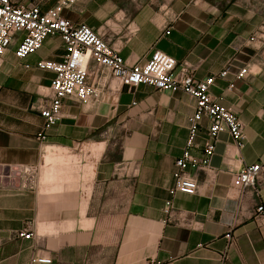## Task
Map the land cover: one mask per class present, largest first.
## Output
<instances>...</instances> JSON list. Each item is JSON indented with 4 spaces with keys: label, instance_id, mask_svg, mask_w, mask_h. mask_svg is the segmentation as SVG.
I'll use <instances>...</instances> for the list:
<instances>
[{
    "label": "crops",
    "instance_id": "crops-1",
    "mask_svg": "<svg viewBox=\"0 0 264 264\" xmlns=\"http://www.w3.org/2000/svg\"><path fill=\"white\" fill-rule=\"evenodd\" d=\"M15 1L60 7L128 62L159 49L191 62L199 79L216 76L211 95L239 115L246 144L239 150L220 133L211 169H188L198 191L177 192L174 221L164 223L195 98L129 88L92 62L98 96L67 99L61 120L41 137L54 72L37 64L66 50L60 36H49L21 60L14 43L0 64V264H264V221L256 216L264 170L245 192L235 181L245 164L264 163V0ZM241 67L248 73L236 80ZM209 124L201 121L197 153ZM19 165L38 166L34 187L4 176ZM24 230L33 235L20 236Z\"/></svg>",
    "mask_w": 264,
    "mask_h": 264
},
{
    "label": "built area",
    "instance_id": "built-area-1",
    "mask_svg": "<svg viewBox=\"0 0 264 264\" xmlns=\"http://www.w3.org/2000/svg\"><path fill=\"white\" fill-rule=\"evenodd\" d=\"M78 1L63 0V3L72 6ZM20 32L24 33L22 37L18 35ZM169 32L167 30V33ZM49 36H60L66 52L59 61L41 60L37 64L54 72L50 97L42 108L44 125L39 134L41 137L61 120L67 99L86 101L98 96L97 85L89 80V76L94 73L92 62L108 70L112 77L129 88L145 84L168 92L182 91L195 98V110L188 117L186 145L182 155L175 160L174 185L169 189L171 197L163 207L164 223L174 221L175 208L172 197L177 192L194 194L198 191V180L188 169H211V159L215 154L216 140L220 133L228 131L239 150L245 147V127L239 115L233 108L220 104L211 95L216 76L199 79L194 74L191 62L178 61L174 56L159 49L154 50L144 62H128L106 41L99 30L64 17L58 6L43 9L37 3L0 0V64L12 44L17 43L15 55L23 60L41 49ZM230 71L229 65L219 76L225 77ZM247 73L248 68L241 67L236 72L235 79H243ZM234 86V82L230 83V87ZM204 118H207L210 124L207 138L197 153V139ZM38 170L36 165H19L9 169L4 176L11 180H20V187H34ZM263 170L262 162L245 164L242 167L235 178L242 192L256 187ZM256 216L260 221H264V199L256 207ZM32 235V232L26 230L20 232V236L26 238ZM35 260L44 263L52 261L50 257H38Z\"/></svg>",
    "mask_w": 264,
    "mask_h": 264
}]
</instances>
